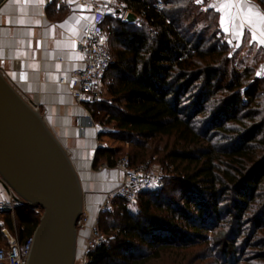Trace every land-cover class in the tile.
Listing matches in <instances>:
<instances>
[{
  "label": "trees",
  "instance_id": "trees-1",
  "mask_svg": "<svg viewBox=\"0 0 264 264\" xmlns=\"http://www.w3.org/2000/svg\"><path fill=\"white\" fill-rule=\"evenodd\" d=\"M121 1L140 21L101 22L111 62L105 97L88 109L112 129L100 132L106 146L96 159L156 161L167 175L161 188L138 193L134 209L113 197L99 212L107 242L86 264H147L198 244L216 264H264V77L256 65L235 66L213 9L196 0ZM1 215L6 243L32 235L40 216L24 203Z\"/></svg>",
  "mask_w": 264,
  "mask_h": 264
},
{
  "label": "crops",
  "instance_id": "crops-1",
  "mask_svg": "<svg viewBox=\"0 0 264 264\" xmlns=\"http://www.w3.org/2000/svg\"><path fill=\"white\" fill-rule=\"evenodd\" d=\"M86 1L3 0L0 4V71L19 94L38 108L56 139L68 151L81 185L82 210L89 224H93L104 210V203L113 198L121 171L96 159L97 149L106 146L100 138L101 123L92 117L89 102L75 101L61 82L83 65V55L76 42L93 19ZM201 1L202 7L211 8L213 0ZM249 2L264 12L253 0ZM211 9L217 12L223 39L233 46L234 62L240 65L257 62V73L264 77L261 71L264 46L251 41L247 26L239 40L230 32H224L220 24L222 13ZM87 117L91 122L86 121ZM9 202L8 189L0 178V203ZM87 236V228L77 229L76 250Z\"/></svg>",
  "mask_w": 264,
  "mask_h": 264
},
{
  "label": "water",
  "instance_id": "water-1",
  "mask_svg": "<svg viewBox=\"0 0 264 264\" xmlns=\"http://www.w3.org/2000/svg\"><path fill=\"white\" fill-rule=\"evenodd\" d=\"M3 0H0V4ZM137 24L127 10L122 18ZM68 151L0 71V178L16 200L41 209L26 264H73L82 190Z\"/></svg>",
  "mask_w": 264,
  "mask_h": 264
},
{
  "label": "built area",
  "instance_id": "built-area-1",
  "mask_svg": "<svg viewBox=\"0 0 264 264\" xmlns=\"http://www.w3.org/2000/svg\"><path fill=\"white\" fill-rule=\"evenodd\" d=\"M113 1L87 0L85 2L93 13V19L86 32L76 42L78 50L83 55V65L72 70L67 80L61 79L70 95L77 102L90 103L102 98L103 74L111 62V55L106 46V37L101 29V22L105 16L112 14ZM155 7L160 9L161 2L157 1ZM126 11H121L119 8L117 12L115 10V14L123 18ZM86 121L91 122L89 117L86 118ZM101 131H108V127L101 125ZM115 167L121 171V177L112 196L119 197L128 204L135 203L140 191L153 189L154 183L159 181L157 171L149 163L132 166L126 155L117 160ZM8 196L10 202L0 203V213L7 210L12 211L15 205L21 203L16 200L15 195L9 189ZM109 206L110 200H107L103 208L107 209ZM37 208L34 207L35 210ZM83 228L88 229V236L82 246L77 248L79 252L76 253L73 264H86L88 252L107 242V238L98 228L97 222L89 224L88 216L82 211L76 221V229ZM32 240L33 235L27 236L22 241L14 237L7 245L0 246V264H26Z\"/></svg>",
  "mask_w": 264,
  "mask_h": 264
},
{
  "label": "snow or ice",
  "instance_id": "snow-or-ice-1",
  "mask_svg": "<svg viewBox=\"0 0 264 264\" xmlns=\"http://www.w3.org/2000/svg\"><path fill=\"white\" fill-rule=\"evenodd\" d=\"M209 7L222 13L220 24L224 32H230L233 38L239 40L247 26L251 33V41L264 46V12L252 5L249 0H213ZM76 23H79V20ZM231 42L230 39L229 43ZM236 46L239 47V44ZM261 71L264 72V68Z\"/></svg>",
  "mask_w": 264,
  "mask_h": 264
},
{
  "label": "rangeland",
  "instance_id": "rangeland-1",
  "mask_svg": "<svg viewBox=\"0 0 264 264\" xmlns=\"http://www.w3.org/2000/svg\"><path fill=\"white\" fill-rule=\"evenodd\" d=\"M196 2L201 6V8L203 10H205L206 8L202 7L203 6V1L200 0V2H198V0H196ZM121 9V11L125 10V4L121 1V0H114L112 2V14L111 16H117V14H115V10L117 12L118 9ZM118 17V16H117ZM139 26V25H138ZM219 28V25H218ZM106 35V33H105ZM222 40L223 36L222 33L220 32V28H219V32L217 34ZM233 46H230V54H232V49ZM235 66L241 70L242 68L249 66V65H256L257 67V62L256 63H252V64H248V65H240L238 64V62H234ZM255 74L257 75V68L255 71ZM260 76V75H257ZM104 81L102 79V87L105 88L104 86ZM105 97V93L103 92L102 94V98ZM108 127V130L112 129L111 125H106ZM149 162V161H148ZM156 171H157V175H158V182H155L153 185V189H158L161 188L163 186V177L165 175H167L166 171L163 170L161 164H159L156 161L150 162L149 163ZM157 187V188H156ZM152 188L150 190H153ZM130 208L134 209L136 206V202L135 203H131L128 204ZM34 212L38 213L39 215L41 214V209L37 208L36 210L34 209ZM2 213V212H1ZM1 213H0V221H1ZM208 236L212 235V232H208L207 233ZM12 239H14V236H11L10 240L6 243L4 241L0 242V246H4L7 245ZM207 246H204L203 244H198V245H192L190 247H188L185 250H173V251H166V252H162L160 254L159 258L156 259H151L147 262V264H216L214 257L215 255H213L214 253L211 254V252L206 249ZM79 251H77L78 253Z\"/></svg>",
  "mask_w": 264,
  "mask_h": 264
}]
</instances>
